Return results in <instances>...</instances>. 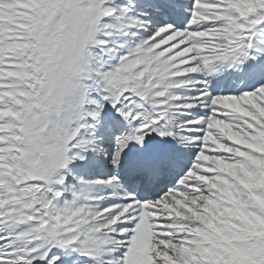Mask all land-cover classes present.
<instances>
[{
	"label": "snow or ice",
	"instance_id": "6c2138e0",
	"mask_svg": "<svg viewBox=\"0 0 264 264\" xmlns=\"http://www.w3.org/2000/svg\"><path fill=\"white\" fill-rule=\"evenodd\" d=\"M0 264H264V0H0Z\"/></svg>",
	"mask_w": 264,
	"mask_h": 264
}]
</instances>
